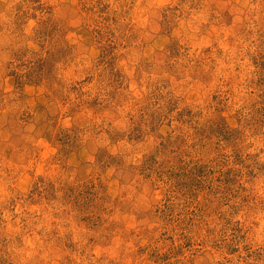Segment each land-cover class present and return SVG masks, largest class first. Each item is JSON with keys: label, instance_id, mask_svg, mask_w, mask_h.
Here are the masks:
<instances>
[{"label": "rangeland", "instance_id": "rangeland-1", "mask_svg": "<svg viewBox=\"0 0 264 264\" xmlns=\"http://www.w3.org/2000/svg\"><path fill=\"white\" fill-rule=\"evenodd\" d=\"M0 264H264V0H0Z\"/></svg>", "mask_w": 264, "mask_h": 264}]
</instances>
